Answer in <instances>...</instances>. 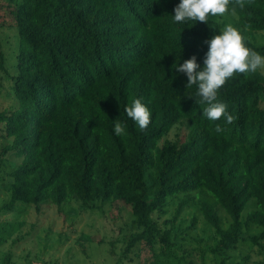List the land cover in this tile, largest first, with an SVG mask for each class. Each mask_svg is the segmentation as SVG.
Here are the masks:
<instances>
[{"label":"trees","instance_id":"1","mask_svg":"<svg viewBox=\"0 0 264 264\" xmlns=\"http://www.w3.org/2000/svg\"><path fill=\"white\" fill-rule=\"evenodd\" d=\"M179 2L0 0L18 39L15 74L6 71L13 102L0 110V158L19 160L7 173L2 210L18 202L35 208L121 202L138 229L125 237L121 261L139 258L142 243L154 250L158 240L170 249L171 230L159 215L171 199L178 200L176 215L195 201L214 228L218 264H231L226 250L236 246L244 222L261 228L251 238L262 252L264 74L258 69L228 79L217 100L233 122L209 120L198 86L187 85L176 66L195 55L202 67L206 41L220 34L222 23L210 13L207 23H176ZM228 9L237 15L234 27L246 46L264 56V45L253 42L264 29V0H243V7L231 0ZM137 98L151 113L145 130L125 111ZM117 121L125 126L122 136L114 133ZM182 122L184 136L159 143ZM251 199L255 208L243 221ZM218 207L230 218L226 228Z\"/></svg>","mask_w":264,"mask_h":264},{"label":"rangeland","instance_id":"2","mask_svg":"<svg viewBox=\"0 0 264 264\" xmlns=\"http://www.w3.org/2000/svg\"><path fill=\"white\" fill-rule=\"evenodd\" d=\"M237 15L228 11L216 16L222 23L235 26ZM8 15L0 11V110L13 102L12 81L8 77L15 74L18 39L16 28L11 25ZM256 33V34H255ZM253 39L256 45H264V29L256 31ZM264 74V68L259 69ZM7 71V73H6ZM264 106V99L262 100ZM187 133L184 122L174 125L159 141L174 140ZM4 141L0 138V150ZM0 158V264H218L211 250L216 243L214 228L201 215L198 205L191 201L176 215L177 199H171L166 212L159 215L163 227L171 230L173 245L168 249L158 240L154 250L142 243L138 257H126L120 261L126 246L125 237L138 230L133 224L130 208L121 202L96 201L92 207H83L76 201L59 206L42 203L38 208L32 204L18 202L11 210H2L9 198L10 172L19 159L6 155ZM255 208V200L248 201L242 212L243 221L249 210ZM217 212L221 225L226 228L230 218L220 207ZM195 217L194 224L191 223ZM168 221V222H166ZM261 228L245 222L236 246L226 250L231 264H262L264 249L253 244L252 236H257ZM264 243V239L261 240ZM166 248L167 250H165Z\"/></svg>","mask_w":264,"mask_h":264},{"label":"clouds","instance_id":"3","mask_svg":"<svg viewBox=\"0 0 264 264\" xmlns=\"http://www.w3.org/2000/svg\"><path fill=\"white\" fill-rule=\"evenodd\" d=\"M230 2L231 0H180L174 8V22L192 19L207 23L209 13L215 17L228 12ZM236 2L243 7V0ZM206 43L208 50L202 67L197 63L196 56L192 55L176 66V70L186 74L187 85L198 86V95L209 105L204 109V115L209 120L225 117L227 123H232L234 118L227 113V105L217 100L218 90L236 73L255 72L264 68V56L249 49L241 32L230 24ZM125 111L141 130H145L151 122L150 110L140 98L134 99ZM216 131H222L220 126H217ZM114 133L124 135L125 126L117 121Z\"/></svg>","mask_w":264,"mask_h":264}]
</instances>
